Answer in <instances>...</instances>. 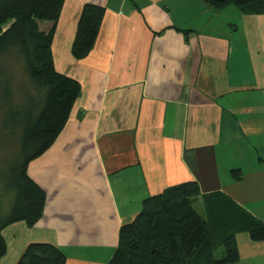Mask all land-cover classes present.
Listing matches in <instances>:
<instances>
[{
	"label": "crops",
	"instance_id": "0c3cea01",
	"mask_svg": "<svg viewBox=\"0 0 264 264\" xmlns=\"http://www.w3.org/2000/svg\"><path fill=\"white\" fill-rule=\"evenodd\" d=\"M85 4L105 16L95 47L76 60ZM232 7L65 1L53 57L81 95L28 168L47 194L44 215L33 228L4 230L1 264H17L33 243L58 247L66 264H109L144 201L189 182L202 194L224 192L264 222V14ZM237 243L236 264H264V242L239 234Z\"/></svg>",
	"mask_w": 264,
	"mask_h": 264
},
{
	"label": "trees",
	"instance_id": "16d2710c",
	"mask_svg": "<svg viewBox=\"0 0 264 264\" xmlns=\"http://www.w3.org/2000/svg\"><path fill=\"white\" fill-rule=\"evenodd\" d=\"M66 0H0V58L12 55L23 66L26 84L16 87L3 75L0 139L10 136L15 151L0 167V264L7 254L3 236L9 226L24 222L33 228L43 217L46 192L28 175L29 165L45 154L64 130L81 95L80 83L56 70L53 41ZM221 10L234 6L248 14H264V0H202ZM105 8L85 4L72 47L76 60L95 47ZM52 28L45 31L42 24ZM15 81V80H14ZM7 135V136H8ZM203 200L205 216L194 203ZM4 199L11 202L8 212ZM264 242V222L222 191L202 194L197 182L183 183L147 198L141 213L121 227L118 249L109 264H236L237 235ZM224 256L218 258L219 250ZM66 255L51 244H30L17 264H66Z\"/></svg>",
	"mask_w": 264,
	"mask_h": 264
},
{
	"label": "rangeland",
	"instance_id": "374dc122",
	"mask_svg": "<svg viewBox=\"0 0 264 264\" xmlns=\"http://www.w3.org/2000/svg\"><path fill=\"white\" fill-rule=\"evenodd\" d=\"M234 8V6L232 7ZM227 14H225L226 16ZM42 28L46 31H49L52 28V24H50L49 22H45L42 24ZM3 72L4 75H6L9 79H11V91L13 96H15V102L16 103H21L22 98L21 96L18 95L16 91V87H18L19 85L21 86L22 84H26L27 82V77L24 74V70H23V66L22 63L15 58L12 55H3L0 58V73ZM3 75L0 74V119H3V114L5 112V109L2 108V94H3V81L4 78L2 77ZM15 80V81H14ZM5 82V81H4ZM1 127V125H0ZM6 134L5 138L0 139V167L3 168V170H6V164H3L4 159L6 158H10L11 154L15 151L16 145L15 143H9L11 141L12 138H10V136ZM2 181L0 179V191H2ZM1 194V193H0ZM9 200L4 199V210L6 212L9 211L10 209V204H9ZM195 208L196 210L199 212V214H201L202 216H205V211H204V205L203 203H198L195 204ZM218 258H222L224 256V251L221 249L219 250L218 254H217Z\"/></svg>",
	"mask_w": 264,
	"mask_h": 264
}]
</instances>
